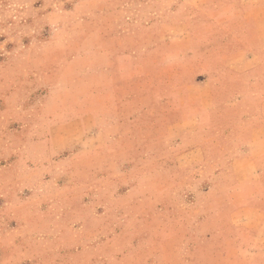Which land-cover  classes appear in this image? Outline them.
<instances>
[{
	"label": "rangeland",
	"instance_id": "obj_1",
	"mask_svg": "<svg viewBox=\"0 0 264 264\" xmlns=\"http://www.w3.org/2000/svg\"><path fill=\"white\" fill-rule=\"evenodd\" d=\"M260 6L0 0V264H264V199H208L171 136Z\"/></svg>",
	"mask_w": 264,
	"mask_h": 264
},
{
	"label": "crops",
	"instance_id": "obj_2",
	"mask_svg": "<svg viewBox=\"0 0 264 264\" xmlns=\"http://www.w3.org/2000/svg\"><path fill=\"white\" fill-rule=\"evenodd\" d=\"M250 11L256 13L252 20L243 19L226 42L228 54L241 49V42L247 48L229 58L225 54L218 80L206 79L191 87L200 92L199 103L188 99L197 105L196 119L171 126V136L182 141L206 135V144L174 150V166L182 171L203 162L211 165L215 181L203 182L208 199H264V6ZM218 115L222 122L216 121ZM220 123L226 126L223 131Z\"/></svg>",
	"mask_w": 264,
	"mask_h": 264
}]
</instances>
